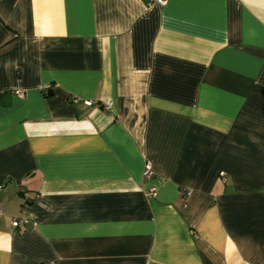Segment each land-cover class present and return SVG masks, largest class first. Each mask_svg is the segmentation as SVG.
I'll return each instance as SVG.
<instances>
[{
    "label": "crops",
    "instance_id": "0c3cea01",
    "mask_svg": "<svg viewBox=\"0 0 264 264\" xmlns=\"http://www.w3.org/2000/svg\"><path fill=\"white\" fill-rule=\"evenodd\" d=\"M0 264H264V0H0Z\"/></svg>",
    "mask_w": 264,
    "mask_h": 264
},
{
    "label": "built area",
    "instance_id": "2783aa9c",
    "mask_svg": "<svg viewBox=\"0 0 264 264\" xmlns=\"http://www.w3.org/2000/svg\"><path fill=\"white\" fill-rule=\"evenodd\" d=\"M150 3H151V5H154V6L163 7V6L166 5L167 0H150ZM49 89H50V87H47L45 89V91H48ZM83 104L86 105V106H91L92 105V102L91 101H84ZM109 106H110V104L108 103L105 106V108H109ZM142 177L146 181H149V180H151L153 178V173L151 171L150 164L147 161L144 163ZM185 193H186V195H189V191L188 192H185ZM147 196L150 197V198H156V196H157V190H156V188L154 186H150L147 189ZM25 224H26V220L25 219L14 220L11 223V225L13 227H15V228L22 227Z\"/></svg>",
    "mask_w": 264,
    "mask_h": 264
}]
</instances>
